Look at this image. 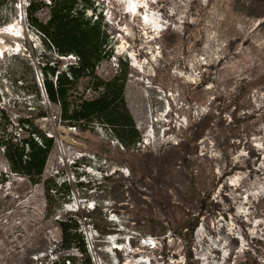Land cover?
I'll return each mask as SVG.
<instances>
[{"label":"rangeland","instance_id":"obj_1","mask_svg":"<svg viewBox=\"0 0 264 264\" xmlns=\"http://www.w3.org/2000/svg\"><path fill=\"white\" fill-rule=\"evenodd\" d=\"M29 1L0 0V264H264V0H86L109 55L97 77L126 73L132 143L59 123L40 68L77 59L29 25ZM94 94L85 77L71 99ZM33 125L54 137L38 184L3 151ZM68 218L83 255L62 248Z\"/></svg>","mask_w":264,"mask_h":264},{"label":"trees","instance_id":"obj_2","mask_svg":"<svg viewBox=\"0 0 264 264\" xmlns=\"http://www.w3.org/2000/svg\"><path fill=\"white\" fill-rule=\"evenodd\" d=\"M48 1L30 0L26 7L27 21L47 40L57 56H74L77 59L76 64L67 66L64 72L57 71V66L49 63L40 68L42 91L49 103L59 107V123L75 129H86L96 122L106 123L118 137L130 143L137 142L139 135L123 99L126 73L120 71L107 82L96 75L98 63L109 56L104 47L106 35L101 30V20L96 18L92 21L85 16V11L91 8L86 0ZM43 8L49 11L45 23L36 16ZM85 77L92 81L94 97H80L73 101L72 93L78 82ZM53 147L54 137L46 136L33 125L30 136L18 147H4V159L9 172L25 177L31 184H38ZM1 175L5 176L4 173ZM44 196L45 212L50 213L54 202L48 189ZM58 229L63 249H74L85 254L84 239L75 220L68 218L59 221Z\"/></svg>","mask_w":264,"mask_h":264},{"label":"bare ground","instance_id":"obj_3","mask_svg":"<svg viewBox=\"0 0 264 264\" xmlns=\"http://www.w3.org/2000/svg\"><path fill=\"white\" fill-rule=\"evenodd\" d=\"M139 4H140V3H139ZM139 4H138V5H139ZM129 7H131V5H127V6H125V9H126L127 12H128V13H126V14H129L130 16H132V15L135 14V11H133V10L131 11V9H130ZM137 7L139 8L140 5H139V6H136V8H137ZM0 55H1V53H0ZM233 182H234V181H233Z\"/></svg>","mask_w":264,"mask_h":264},{"label":"water","instance_id":"obj_4","mask_svg":"<svg viewBox=\"0 0 264 264\" xmlns=\"http://www.w3.org/2000/svg\"><path fill=\"white\" fill-rule=\"evenodd\" d=\"M71 130H72V129L70 128L69 131H71ZM48 137L53 138V136H48Z\"/></svg>","mask_w":264,"mask_h":264}]
</instances>
